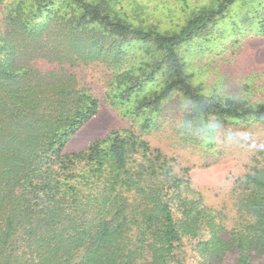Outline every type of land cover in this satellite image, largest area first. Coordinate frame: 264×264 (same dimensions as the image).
<instances>
[{
    "label": "trees",
    "instance_id": "1",
    "mask_svg": "<svg viewBox=\"0 0 264 264\" xmlns=\"http://www.w3.org/2000/svg\"><path fill=\"white\" fill-rule=\"evenodd\" d=\"M237 1L195 10L171 32L136 24L117 0H0V264H183L181 241L203 231L195 264H223L228 253L253 264V253L264 254V97L251 103L203 93L178 51ZM133 42L152 54L144 67L124 65ZM41 59L55 66L41 70ZM109 69L122 100L162 79L135 104L142 132L162 126L175 91L219 133L242 122L214 138L245 155L226 199L208 202L189 168L180 173L173 157L132 130L66 150L102 108L78 70ZM252 86L264 94V83ZM191 116H182L185 131ZM182 136L195 144L191 132Z\"/></svg>",
    "mask_w": 264,
    "mask_h": 264
},
{
    "label": "rangeland",
    "instance_id": "2",
    "mask_svg": "<svg viewBox=\"0 0 264 264\" xmlns=\"http://www.w3.org/2000/svg\"><path fill=\"white\" fill-rule=\"evenodd\" d=\"M117 1L121 12L136 24L155 25L162 31L171 32L178 31L193 11L217 6V0ZM1 16L2 10L0 18ZM263 27L264 0H239L230 6L226 16L217 21L207 34L182 44L178 51L191 75L192 85L207 95L236 97L251 103L261 102L263 91H255L252 83L256 82V86L264 83ZM146 47L133 42L128 61L124 65L129 63V66L136 68L144 67L152 55L145 51ZM37 65L41 70L55 66L44 59L38 60ZM113 71L114 69L100 72L78 70L81 83L101 99L102 108L71 139L66 150L73 152L84 149L95 139L107 135L110 130H132L142 134L152 146L160 147L164 153L173 157L176 170L180 173L182 169L189 168L193 182L204 191L208 202L211 203L216 198L226 199L234 179L245 170V155L224 150V144L219 145L215 139L220 134L225 135V127L240 131L242 122L234 120L225 123L222 125L224 131L219 133V128L212 124L210 117L207 120L204 115L196 116L182 94L175 91L164 104L162 126L142 132V117L135 116V104L145 93L161 89L163 81L157 75L153 81L146 83L139 95L122 100L114 96L117 93L116 86L110 81ZM188 113L192 114V128L185 131L182 116ZM190 132L195 138V144L181 143L182 135ZM215 156L216 161L211 164V157ZM203 233V237L208 234L203 231L197 238H183L181 241L177 252L183 264H195L199 259L195 245ZM252 255L253 264H264V254ZM238 256V253L226 254L223 264H237Z\"/></svg>",
    "mask_w": 264,
    "mask_h": 264
}]
</instances>
